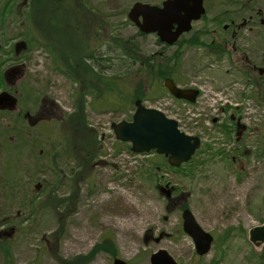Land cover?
Instances as JSON below:
<instances>
[{
	"label": "rangeland",
	"instance_id": "obj_1",
	"mask_svg": "<svg viewBox=\"0 0 264 264\" xmlns=\"http://www.w3.org/2000/svg\"><path fill=\"white\" fill-rule=\"evenodd\" d=\"M31 1L0 0V41L5 46L2 57L14 58L13 45L26 44V49L14 59L24 67L23 78L17 83L18 107L22 111L34 114L43 97H53L67 117L77 86L63 77L53 54L43 48L42 44L49 39L45 43L35 40L33 17L29 16L28 8ZM88 1L101 20L102 15L108 18L110 32L119 39L135 40L145 57L158 55L157 61L159 56L166 58L179 51L176 44L157 45L153 35L138 37L137 29L127 20L134 4L160 5L163 0ZM233 1L248 6L249 10L243 11L245 18H253L256 9L264 14V0ZM232 9L236 8L231 4L212 7L204 21L193 24V36L198 30L213 29L208 19L214 13ZM63 19L61 15L55 25L61 27ZM58 33L56 29L52 35L58 47L65 44L68 47L67 37L56 38ZM190 35L181 38L183 45ZM209 39L203 38L202 45L185 43L173 77L181 88L199 90L193 105L172 100L163 81H157L156 76L153 84L143 82L142 78L132 81L141 68L140 63L135 64L129 58L115 59L121 57L120 50L103 43L97 52L102 60L96 73L102 71L106 77L123 79L120 81L122 93L112 89V103L95 97L91 106L98 104L97 108L102 110L99 113L88 109L91 99L88 95L82 98L87 102L86 121L96 130L103 150L91 171L86 172L85 179L73 180L72 163L58 166L59 171H64L60 176L66 178L60 183L54 165H50L53 150L60 158L74 157L82 150L67 148L62 121L31 128L26 120L13 113H0V237L3 238L0 264H59V257L69 263L85 257L77 261L113 264L117 258L127 264H151V255L160 250L166 251L178 264H264V246L255 247L248 240V231L264 223V109L257 108L250 98L253 87L246 85L248 80L236 65L242 63V55L251 62L259 60L260 50L255 44L258 38L244 31L236 43L239 58L231 55L230 47V55L218 57L219 61L210 54L212 48L205 47ZM66 53L63 49L61 56ZM100 84L102 92L108 89ZM145 85H150L144 100L140 99L145 107L164 113L178 123L181 132L200 138L201 148L194 157V165L169 170L160 156L135 155L129 151V145L122 146L116 141L111 124L131 120L135 97L130 93L134 94V89L142 90ZM156 88L159 91L154 93ZM225 105L239 106L243 112L248 129L242 146L234 145L235 136L229 139L219 126L226 121L221 113ZM213 118L217 122L212 123ZM235 146L238 150L233 149ZM117 149L120 150L116 154ZM165 185L173 188L175 204L170 211L166 209L170 201L158 191ZM50 190H54L52 195L57 200L71 197L69 210L66 212L59 204L52 208L41 205V211L33 215L39 206L34 204L51 193ZM182 204L202 229L214 237L211 251L204 257L195 254L192 240L182 232L179 209ZM3 222L6 223L2 225ZM53 233H56L54 238ZM108 240L113 250L109 247V251L94 252L97 245ZM5 246L11 252L10 257H4L1 251Z\"/></svg>",
	"mask_w": 264,
	"mask_h": 264
},
{
	"label": "flooded vegetation",
	"instance_id": "obj_2",
	"mask_svg": "<svg viewBox=\"0 0 264 264\" xmlns=\"http://www.w3.org/2000/svg\"><path fill=\"white\" fill-rule=\"evenodd\" d=\"M36 1V0H35ZM48 4L51 6V15H40L38 12H34L31 17H33V29L32 34L36 38V41L45 43V38L52 37V26H55L54 21L58 19L61 15L64 19L63 27L65 29V35L67 37V63L68 66L65 67L63 71V77L69 81H74L77 86V90L75 95L72 98V106L70 107V115H72L77 110V101H81L83 97L86 95L83 94V90L86 87H91L92 85L98 88V94L95 96L102 95L101 90V81H97L93 79L91 76L87 75V72L84 70V66L86 64L92 66L94 72L100 67L99 62L101 57H98L97 52L101 51L103 43L111 44L115 48L117 45L115 42L111 40V37L117 38L116 34L110 32V29L103 30L102 20L99 15L95 14V16H88L86 13L85 7L88 4V0H47ZM163 0L159 6L162 5ZM258 3V1H255ZM31 3V2H30ZM233 6L236 9H232L230 11L223 10L220 13H214L212 18L208 19L210 26L213 29H203L195 32L193 36V24L199 21H204L207 16L208 11L211 8L219 5ZM40 2L37 0L36 7H39ZM246 6V7H245ZM202 7L204 9V13L200 16L199 20L192 22L191 29L188 32L183 33L175 44L179 47V51H177L176 55L178 57L181 56V51L183 46L187 45V43H192L196 45H202L203 38L207 37L209 39L208 45L205 47L212 48L210 54H213V57L216 61H219L220 57L226 58L230 55L228 53L230 47L232 48V56L239 58L237 55L238 50L236 48L237 40L240 39V34L244 31L248 33H253L256 39L255 44H257L258 50H260V57L258 61L251 62L249 58L244 57L242 55V63H238L236 65L239 66L244 76L247 78L248 82L246 85L253 87V91L251 97L253 101L256 103L257 108L264 109V14L260 9H256L254 11L255 15L253 18L249 19V16L245 18V14L243 11H248L249 8L246 4H242L241 2H236L233 0H202ZM50 9V8H49ZM245 9V10H244ZM68 10V11H67ZM252 10V9H250ZM66 11V12H64ZM232 11V12H231ZM242 11V12H241ZM53 13V16H52ZM46 17V18H45ZM248 19V20H247ZM253 22V23H252ZM209 26V27H210ZM219 27V29H217ZM255 28V29H254ZM107 33V35H103ZM187 34H191L189 39H186L184 45L181 43V38ZM140 37L145 36L139 34ZM46 36V37H45ZM132 40V38H129ZM127 39V40H129ZM134 39V38H133ZM174 44V45H175ZM44 45V44H42ZM157 45L167 47L166 44L158 41ZM0 94H4L6 98L9 100L5 102L0 107V113H13L16 116H19L20 119H24L27 121L29 127L31 128H39L41 126L49 125L53 121H63L64 115L61 112L60 108L57 106V101L53 97H43L35 111L34 114H29L27 112L22 111L20 107H18V91H17V83L20 82L23 78V69L22 65H18L15 63L14 59L18 57V53L26 49V44L22 42H16L13 45V49L11 52L14 58L7 57L4 59L2 57V51L5 46L2 45L0 41ZM73 49V50H71ZM165 49V48H164ZM227 53V54H226ZM75 54V55H74ZM84 54V56H83ZM219 57V58H218ZM10 58V59H8ZM77 60L76 65L71 68V60ZM91 63V64H90ZM101 73H96L98 75H103ZM74 78H78L79 80H73ZM90 81V82H89ZM178 87V82H175ZM81 86V87H80ZM181 88V87H180ZM187 89V88H182ZM193 89V88H192ZM199 91V90H198ZM74 94V91H73ZM200 95L198 92L197 99ZM90 99V105L88 106L89 110H94L96 113L102 112L100 108H97V105H92L94 96L88 95ZM87 97V96H86ZM197 99L195 103L197 102ZM178 104H183V101H175ZM194 103V104H195ZM101 104V102H100ZM87 105V104H86ZM193 105V104H192ZM221 113L225 115L226 121L219 125L224 133H226L229 139H232V136H235L232 143L236 146L241 145L243 141V135L247 133V126L244 123L242 117V110L239 106H235L234 108L229 105H225L221 109ZM86 112V109H85ZM69 115V116H70ZM68 117V115H67ZM66 118V117H65ZM216 118L212 119V123L217 122ZM234 147V150H238L237 147ZM235 159V157H233ZM96 160V159H95ZM94 160V161H95ZM94 166V162H93ZM168 207V206H167ZM34 220V219H33ZM34 222V221H33ZM6 222H3L5 224Z\"/></svg>",
	"mask_w": 264,
	"mask_h": 264
},
{
	"label": "water",
	"instance_id": "obj_3",
	"mask_svg": "<svg viewBox=\"0 0 264 264\" xmlns=\"http://www.w3.org/2000/svg\"><path fill=\"white\" fill-rule=\"evenodd\" d=\"M203 13L202 0H165L162 7L136 3L127 17L141 33L156 34L160 42L173 45L182 33L190 30L191 22L198 20ZM163 85L177 100L194 103L197 98V90L181 89L171 79H165ZM8 101L4 94H0V107ZM134 106L131 121L110 126L117 141L130 145L131 153L142 155L154 152L165 157L170 167L179 168L200 149V138L181 132L175 120L145 107L140 100H136ZM158 191L166 200H171L173 188L165 185ZM181 221L182 231L192 240L196 255L206 256L211 250L213 236L202 229L189 209L181 211ZM248 240L255 247L264 246V223L248 231ZM150 263L178 264L164 250L152 254ZM113 264L127 263L115 258Z\"/></svg>",
	"mask_w": 264,
	"mask_h": 264
},
{
	"label": "trees",
	"instance_id": "obj_4",
	"mask_svg": "<svg viewBox=\"0 0 264 264\" xmlns=\"http://www.w3.org/2000/svg\"><path fill=\"white\" fill-rule=\"evenodd\" d=\"M40 5L39 7H36V3L37 0H32L30 5L28 6V8H30V14L29 16L31 17V15L34 12H38L40 15H51V6L47 3V0H39ZM88 4L85 7L86 9V13L88 16H95V14L98 15V11L95 8H91L89 7V1H87ZM50 8V9H49ZM103 16V26L102 29L103 30H108L107 27L109 25L108 23V18H105L104 15ZM101 17V16H100ZM46 18V17H45ZM58 20V19H57ZM56 22V20L54 21V23ZM56 29L59 31L58 35L55 34L56 38L57 37H61V36H66L65 35V29L63 27V22H62V26L61 27H57L56 25L52 26V33H54L56 31ZM103 35H107V33L104 32ZM140 36V35H138ZM46 37V36H45ZM34 39V38H33ZM49 42L45 43L43 45V48H47L55 57L56 59V63H57V67H59L61 70L64 71L65 67L68 66L67 63V57L65 58V56L68 54L66 53L65 56H61V52L63 51V49L67 51V46L65 44V46H61L58 47V43H56L55 39L53 37H46L45 41ZM36 40V38H35ZM111 40L113 42L116 43L117 48L115 49V51H119L120 52V56L119 58H115L117 60H127L129 58V60L131 62H134L135 64L140 63V67L138 68L137 72L134 74L133 76V80L135 81V78H142L143 82H147V84H153L152 83V79L154 78L153 76H156V80L157 81H163L165 78H173L174 76H176V72H177V68L180 62L179 57L176 54H173V56H168L166 58H162L159 56V60L156 61V58L158 55H152L150 57H145L144 55L141 54V51L139 49V47L136 44L135 40H124L122 38L119 39V37L115 38V37H111ZM75 55V54H74ZM84 56V54H83ZM123 57V58H122ZM74 59V58H73ZM158 59V58H157ZM108 61L107 59H103V61ZM77 60H71V68L74 67V64L76 65ZM84 70L87 72L88 76H91L93 79H96L97 81L99 80V82L101 81V83L103 84V86L107 87L108 89L103 90L102 95L100 96V98L102 97L103 100H105L106 102L104 103H112L113 100V94L111 93L112 89L116 90L122 93V90L120 88V81L122 82L123 79H121L119 76H109L106 77L104 75H98L94 72V69L86 64L84 66ZM139 72V73H138ZM104 74V73H103ZM73 80H79L78 78H74ZM128 79H126L127 81ZM177 81V80H175ZM90 82V81H89ZM133 83V82H132ZM129 84H131V81H129ZM109 86V87H108ZM81 87V86H80ZM150 85L148 86H144L142 88V90H135L134 89V94H132V91L130 93V95L134 98V101L136 99H141L144 100V97L147 95L145 94L146 91H149ZM159 91L158 88H156L154 90V93H157ZM83 94L85 95H91V96H96L98 94V88L94 85H92L91 87H86L85 90H83ZM124 95V94H123ZM98 97V96H97ZM77 105V110L76 112H74L72 115L68 116V117H64L65 119L62 121V128L64 129V140L66 141V145L68 149H76L77 148H81V152H76L74 154V157H67V158H60V154L56 153L55 150H53V154H52V158L49 159L51 161L50 165H54V172L55 174L58 176V180L59 182H64V180L66 179L65 176L61 177L60 175L64 174L63 172L59 171V167L60 165H70L72 164L73 166V170L71 171V176H74V179L76 178V180L83 178L85 179V175L87 171H91V168H93V162L96 159L97 155L99 154H103V150L102 147L100 146V142L98 141V136H97V132L96 130H94L93 128L89 127V124L86 121V100L82 99L81 101H77L76 103ZM118 145V143H117ZM120 145L124 146L126 144L120 143ZM129 149V147H128ZM120 149L115 150V153L117 154ZM198 153V151L196 152V154ZM153 154V153H150ZM195 154V155H196ZM195 157V156H194ZM194 157L192 158V160L181 166L180 168L184 167V166H191L194 165ZM163 158V157H161ZM75 164V165H74ZM163 164L164 167L169 169V170H178V169H174L171 168L167 165L165 159L163 158ZM152 169L156 170V168H153L152 165ZM91 173V172H90ZM82 179V180H83ZM81 180V179H80ZM51 193L48 192V194L43 197L42 200L38 201L36 204L34 205H39L38 207H35V211H33V215L36 214L37 212L41 211L42 206L45 208L48 206L49 207H53L54 205H63V207H65L66 212L67 210H69V204L68 201L71 199V197H66L63 199H59L57 200L56 197L54 195H52L54 192V190H50ZM55 200L52 202V200ZM175 202V201H174ZM173 203L170 204H166L167 207V211H170V207L173 206ZM42 205V206H41ZM182 208H186L185 205H183ZM34 210V207H33ZM56 233H53V238L55 236ZM59 237V233L57 234ZM0 236H2V233H0ZM3 238L0 237V240H2ZM104 242V243H103ZM101 242L99 245H97L98 247H96V249L94 250V252L98 251V250H105V251H109V247L113 250V246H112V242L110 240L103 241ZM2 253H4V257H10V250L7 246L1 248ZM59 257V255H58ZM83 258H77L74 260H71L70 263L69 261H65L62 258H58V262L59 264H84V263H79L77 260L78 259H84ZM89 262V260H88Z\"/></svg>",
	"mask_w": 264,
	"mask_h": 264
}]
</instances>
